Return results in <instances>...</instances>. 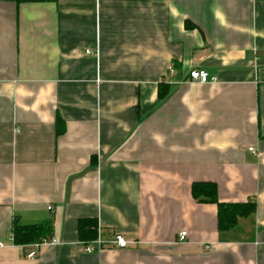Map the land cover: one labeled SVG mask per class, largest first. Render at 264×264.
Returning <instances> with one entry per match:
<instances>
[{
    "label": "crops",
    "instance_id": "crops-1",
    "mask_svg": "<svg viewBox=\"0 0 264 264\" xmlns=\"http://www.w3.org/2000/svg\"><path fill=\"white\" fill-rule=\"evenodd\" d=\"M198 182L256 211L220 232ZM16 219L56 244L27 260ZM82 219L129 247L84 253ZM1 242L0 264H264V0H0Z\"/></svg>",
    "mask_w": 264,
    "mask_h": 264
},
{
    "label": "trees",
    "instance_id": "trees-1",
    "mask_svg": "<svg viewBox=\"0 0 264 264\" xmlns=\"http://www.w3.org/2000/svg\"><path fill=\"white\" fill-rule=\"evenodd\" d=\"M166 86L159 87L158 97L167 95ZM192 196L200 203H211L218 207V229L221 232L230 231L237 225L238 219L248 217L256 211L254 202L245 203H220L218 188L214 182H198L192 185ZM54 226L52 221L37 224H21L15 220L12 225L13 244L26 247L50 239L53 236ZM98 223L95 219H82L78 222L80 242L90 243L98 238Z\"/></svg>",
    "mask_w": 264,
    "mask_h": 264
},
{
    "label": "built area",
    "instance_id": "built-area-1",
    "mask_svg": "<svg viewBox=\"0 0 264 264\" xmlns=\"http://www.w3.org/2000/svg\"><path fill=\"white\" fill-rule=\"evenodd\" d=\"M189 80L193 83H198V84H216L218 82V78L211 76L210 73L206 70H192L189 73ZM251 151L254 152L253 149H251ZM186 237H187V233L182 232L179 236L178 242L179 243L185 242ZM8 241L10 244H13L12 233L10 234ZM55 244H56V240L54 238H51V239L43 240L36 244L26 246L24 248H28L29 251L28 253H26L25 258L27 260H36L39 257L40 249L43 246L55 245ZM81 245L84 253L93 254L107 248L125 249L129 247L130 242H128L123 236L117 235L110 240L97 238L96 240L90 243L81 242ZM5 246H7L6 243L4 242L0 243V247H5Z\"/></svg>",
    "mask_w": 264,
    "mask_h": 264
}]
</instances>
